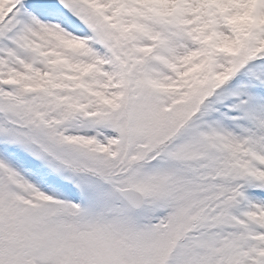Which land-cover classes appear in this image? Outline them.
<instances>
[{
	"label": "snow or ice",
	"instance_id": "snow-or-ice-1",
	"mask_svg": "<svg viewBox=\"0 0 264 264\" xmlns=\"http://www.w3.org/2000/svg\"><path fill=\"white\" fill-rule=\"evenodd\" d=\"M0 264H264V0H0Z\"/></svg>",
	"mask_w": 264,
	"mask_h": 264
}]
</instances>
